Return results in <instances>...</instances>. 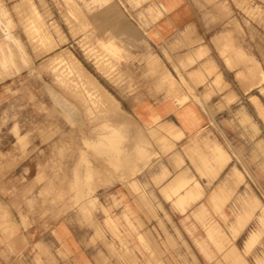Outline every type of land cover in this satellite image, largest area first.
<instances>
[{"label": "rangeland", "instance_id": "1", "mask_svg": "<svg viewBox=\"0 0 264 264\" xmlns=\"http://www.w3.org/2000/svg\"><path fill=\"white\" fill-rule=\"evenodd\" d=\"M108 1L0 0V264H201L171 217L144 222L121 196L153 162V149L106 79L119 86L123 71L150 62L125 46L123 25L104 19L121 17L141 35L125 19L126 0ZM192 1L231 71L220 94L246 93L258 133L264 0ZM178 75L170 85L182 90Z\"/></svg>", "mask_w": 264, "mask_h": 264}, {"label": "crops", "instance_id": "2", "mask_svg": "<svg viewBox=\"0 0 264 264\" xmlns=\"http://www.w3.org/2000/svg\"><path fill=\"white\" fill-rule=\"evenodd\" d=\"M125 4V19L141 35L121 17L104 19L123 25L125 46L150 65L123 71L119 86L106 81L147 131L154 160L121 196L144 222L171 217L201 264H264V129L256 120L258 133L251 130L246 93L220 94L231 71L221 67L213 33L203 31L207 22L192 0ZM178 74L187 84L182 90L170 85L180 83ZM58 231L72 248L70 234Z\"/></svg>", "mask_w": 264, "mask_h": 264}, {"label": "bare ground", "instance_id": "3", "mask_svg": "<svg viewBox=\"0 0 264 264\" xmlns=\"http://www.w3.org/2000/svg\"><path fill=\"white\" fill-rule=\"evenodd\" d=\"M75 60H77V59L75 58ZM73 62H74V61H73ZM73 62H72V63H73ZM75 62H78V60L75 61ZM75 62H74V63H75ZM78 64H79V63H77L76 66H78ZM65 65H66V64H65ZM72 65H75V64H72ZM76 66H73V67L75 68ZM76 69H77V67H76ZM78 69H79V68H78ZM55 71H56V70H55ZM73 71H74V69H73ZM76 73H79V72H76ZM85 74H86V73H85ZM80 76H81V75H80ZM80 76H79V77H80ZM75 78H76V77H75ZM80 80H81V79H80ZM91 80H92V78H91ZM91 82H92V81H91ZM82 83H83V81H82ZM83 84H84V83H83ZM105 92L108 93V94H110L109 91L106 90V89H105ZM110 95H111V94H110ZM111 96H112V95H111ZM112 97H113V96H112ZM107 130H109V129H107ZM104 131H105V130H104ZM114 131H115V130H114ZM102 132H103V131H102ZM105 132H106V131H105ZM110 132H111V131H110ZM94 133H95V132H94ZM105 135H106V134H105ZM107 135H109V134H107ZM113 135H114V134H113ZM119 135H120V134H118V136H119ZM99 136H100V135H99ZM118 136H114V138L117 139V138H119ZM100 137H101V136H100ZM103 137H105V136L103 135ZM109 137H110V136H109ZM120 138H121V136H120ZM103 139H104V138H103ZM103 139H101V140H103ZM139 139H140V138H139ZM140 140H141V139H140ZM138 141H139V140H138ZM105 142H106V141H105ZM112 142H114V141H112ZM140 142H141V141H140ZM114 143H115V142H114ZM142 143H143V142H142ZM107 144H108V143H107ZM118 144H119V143H118ZM120 144H121V143H120ZM109 146H110V145H109ZM142 146H143V145H142ZM140 147H141V145H140ZM141 148H142V147H141ZM144 148H146V147H144ZM147 150H148V147H147ZM114 151H115V149H114ZM121 152H122V151H121ZM123 153H124V152H123ZM136 154H137V153H136ZM136 154H135V155H136ZM132 155L134 156V154H132ZM138 155H139V154H138ZM138 155H137V156H138ZM126 156H127V155H126ZM128 156H129V155H128ZM137 156H135V157H137ZM146 156H147V155H146ZM139 157H141V156H138V158H139ZM136 159H137V158H136ZM134 161H135V160H134ZM134 161H133V162H134ZM137 161H138V159H137ZM135 163H136V162H135ZM131 164H132V162H131ZM133 164H134V163H133ZM134 165H135V164H134ZM55 185H57V184H55ZM137 198H138V197H137ZM89 203H90V201H89ZM142 203H143V201H142ZM145 203H147V202H145ZM258 203H260V202H258ZM258 203H257V204H258ZM143 205H144V204H143ZM260 205H261V204H259V206H260ZM151 213H152V212H151Z\"/></svg>", "mask_w": 264, "mask_h": 264}]
</instances>
